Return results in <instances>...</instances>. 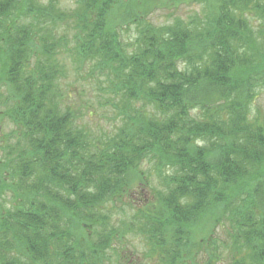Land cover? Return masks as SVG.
Masks as SVG:
<instances>
[{
  "label": "trees",
  "instance_id": "1",
  "mask_svg": "<svg viewBox=\"0 0 264 264\" xmlns=\"http://www.w3.org/2000/svg\"><path fill=\"white\" fill-rule=\"evenodd\" d=\"M73 1L0 0V264H264V0Z\"/></svg>",
  "mask_w": 264,
  "mask_h": 264
},
{
  "label": "rangeland",
  "instance_id": "2",
  "mask_svg": "<svg viewBox=\"0 0 264 264\" xmlns=\"http://www.w3.org/2000/svg\"><path fill=\"white\" fill-rule=\"evenodd\" d=\"M67 6H74V1L73 0H67V2H64ZM200 5H194V6H189L188 4H184L181 7L178 8V14L182 15V16H186L187 14L191 13L193 11V9H197L199 10ZM153 19L157 22H165L167 20V15L163 12V11H158L153 15ZM75 77H77L74 73H70L68 82L72 81L75 79ZM86 79L82 78L80 80V82L77 83V87L72 85L70 86V98H75V99H83L85 101L84 98H86L87 96L91 98V90H93L95 88V85L93 84H89L86 85ZM68 97V98H69ZM255 108L256 106H259V108L261 109L262 113L264 112V95L258 100L257 103H255ZM97 107L94 106L93 109V114H92V118H90L91 120L94 121V123L96 124L98 121L100 122V124H104V127H108L111 126L114 122L112 120V112L109 111V108H104L102 107L101 109H97L95 110ZM103 111V114L101 115ZM4 112L3 110L1 111L0 108V140H6V133H8L10 131V128L12 127L11 123L7 120V117L4 118ZM104 115V116H103ZM106 119H105V118ZM84 121L86 123H88V119L86 117H84ZM94 124V126L96 127V125ZM98 129V127H97ZM3 142V141H1ZM0 142V143H1ZM2 157V151L0 149V171L4 172L3 168H5V163L4 161L1 160ZM149 165V163H145L143 165V168H147ZM9 182L12 181V178H8ZM6 178V181H8ZM6 186L4 185V183H2L0 185V192L2 193L0 195V208H14L15 205L18 204V200H19V196H21L22 194H20L16 189L11 188V189H6ZM5 191V192H4ZM126 200H133L135 201L137 204H141V199H146V190H141V185H138V182L134 184V186L132 185V191L129 195L126 196ZM120 205V204H117ZM121 209H116L114 212V217H112V223L115 225H118L120 220L124 219V215L123 213L120 212ZM133 212V211H132ZM132 214V213H131ZM212 216V215H211ZM126 227V226H125ZM218 235L220 237H224L223 233L218 231L217 232ZM127 238H129L127 240ZM127 240V241H126ZM115 245L117 247H119L117 241H115ZM121 246V250H119L121 252V256L122 258L126 261V262H137L138 259L141 258L142 254L144 253V251L146 250V247L144 245V243L142 242L141 238L139 236H135L132 235L131 233H129L126 238H124L122 240V242L120 243ZM223 255H227L226 251H223ZM199 258V257H198ZM197 258V260H198ZM204 257H201V260H204ZM221 264V263H218Z\"/></svg>",
  "mask_w": 264,
  "mask_h": 264
}]
</instances>
